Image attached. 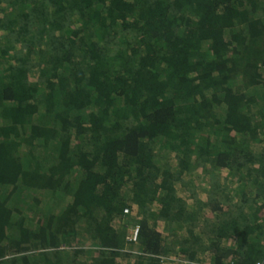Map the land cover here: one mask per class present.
<instances>
[{
	"label": "trees",
	"instance_id": "16d2710c",
	"mask_svg": "<svg viewBox=\"0 0 264 264\" xmlns=\"http://www.w3.org/2000/svg\"><path fill=\"white\" fill-rule=\"evenodd\" d=\"M259 261L264 0H0V264Z\"/></svg>",
	"mask_w": 264,
	"mask_h": 264
},
{
	"label": "rangeland",
	"instance_id": "374dc122",
	"mask_svg": "<svg viewBox=\"0 0 264 264\" xmlns=\"http://www.w3.org/2000/svg\"><path fill=\"white\" fill-rule=\"evenodd\" d=\"M224 174L225 173H222L221 174V177L222 178H226L224 176ZM195 177H198L199 178V184L196 187V190H198L199 192H197V193L199 194V197L201 196L204 199H206V195L209 196V190L211 189V185H209V181L212 180V177H211V175L209 173L208 174L207 173L196 174ZM196 180H197V178H196ZM193 185H195V183H193L192 186ZM183 189H182V191H183ZM89 244H91V243L89 241H87V245H89Z\"/></svg>",
	"mask_w": 264,
	"mask_h": 264
},
{
	"label": "built area",
	"instance_id": "2783aa9c",
	"mask_svg": "<svg viewBox=\"0 0 264 264\" xmlns=\"http://www.w3.org/2000/svg\"><path fill=\"white\" fill-rule=\"evenodd\" d=\"M125 212H129V210H125ZM138 235H139V226H133L130 228L129 230V234L127 236V239L128 241L130 242H137L138 241ZM180 257L178 256H169V257H163V260L166 261V260H170V261H173V260H180L179 259ZM257 264H261V262H257Z\"/></svg>",
	"mask_w": 264,
	"mask_h": 264
}]
</instances>
